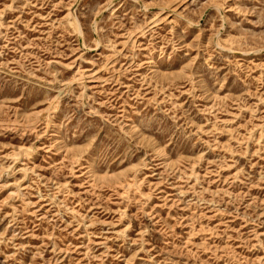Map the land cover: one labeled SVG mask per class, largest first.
<instances>
[{
  "label": "rangeland",
  "instance_id": "rangeland-1",
  "mask_svg": "<svg viewBox=\"0 0 264 264\" xmlns=\"http://www.w3.org/2000/svg\"><path fill=\"white\" fill-rule=\"evenodd\" d=\"M0 264H264V0H0Z\"/></svg>",
  "mask_w": 264,
  "mask_h": 264
}]
</instances>
